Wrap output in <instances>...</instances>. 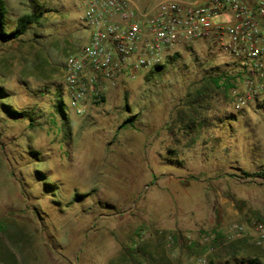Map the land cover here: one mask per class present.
Instances as JSON below:
<instances>
[{
    "label": "rangeland",
    "instance_id": "rangeland-1",
    "mask_svg": "<svg viewBox=\"0 0 264 264\" xmlns=\"http://www.w3.org/2000/svg\"><path fill=\"white\" fill-rule=\"evenodd\" d=\"M4 1L7 32L40 18L0 37V264L264 263V95L236 110L234 65L196 43L77 115L78 3Z\"/></svg>",
    "mask_w": 264,
    "mask_h": 264
},
{
    "label": "built area",
    "instance_id": "built-area-1",
    "mask_svg": "<svg viewBox=\"0 0 264 264\" xmlns=\"http://www.w3.org/2000/svg\"><path fill=\"white\" fill-rule=\"evenodd\" d=\"M69 1L78 3L80 21L90 32L63 67L77 115L86 114L92 96L164 65L196 43L234 65L236 110L264 95V0H157L148 6L140 0Z\"/></svg>",
    "mask_w": 264,
    "mask_h": 264
},
{
    "label": "trees",
    "instance_id": "trees-1",
    "mask_svg": "<svg viewBox=\"0 0 264 264\" xmlns=\"http://www.w3.org/2000/svg\"><path fill=\"white\" fill-rule=\"evenodd\" d=\"M7 14V8L4 0H0V37L5 41H13L19 39L21 36L25 35L30 25H33L35 22L39 21L40 16H36L34 14H27L19 19L17 27L12 32L6 31L5 24V16ZM178 54H175L177 56ZM158 69L162 68V66L157 67ZM1 90V89H0ZM11 116L19 115L18 112L12 110L9 112ZM264 175V171L262 173ZM246 264H264L259 259H252Z\"/></svg>",
    "mask_w": 264,
    "mask_h": 264
}]
</instances>
